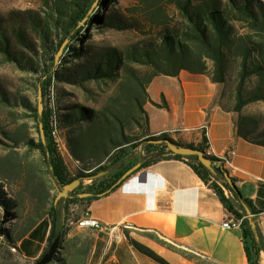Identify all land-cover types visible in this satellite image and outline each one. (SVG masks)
I'll use <instances>...</instances> for the list:
<instances>
[{"label":"trees","instance_id":"trees-1","mask_svg":"<svg viewBox=\"0 0 264 264\" xmlns=\"http://www.w3.org/2000/svg\"><path fill=\"white\" fill-rule=\"evenodd\" d=\"M140 1L142 7L127 14L112 8L110 0H45L40 12L14 11L0 18V57L34 79L24 78L27 89L34 94L41 89L45 106L41 115L38 100L20 93L11 96L0 83V108L6 113L0 121V207L19 221L5 227L0 255L7 251L16 256L11 248L17 249V241L46 217L52 223L50 247L67 233L63 220L70 206L107 193L138 163L143 168L172 157L186 162L228 213L242 220L248 264H260L264 243L255 237L246 212L248 206L257 213L253 202L231 187L217 158L210 156L214 174L197 156L177 155L165 143H149L169 136L151 135L145 106L152 102L148 90L156 77H178L182 71L206 75L224 87L221 106L236 114L238 135L264 146L262 121L244 114L248 105L264 103V0ZM97 2L105 15L91 14ZM93 29L131 32L138 40L121 48L102 46L90 34ZM66 84L86 92L94 85L96 91L110 93L104 100L93 94L94 107L81 102L64 106L58 98L68 95L60 88ZM55 123L76 162L73 168L54 136ZM141 145L146 148L144 160H132ZM187 146L206 152L207 141ZM101 172L106 174L84 185ZM78 179L80 186L56 204L55 191ZM87 193L93 195L80 198ZM134 245L158 263L169 264L150 248Z\"/></svg>","mask_w":264,"mask_h":264},{"label":"crops","instance_id":"crops-1","mask_svg":"<svg viewBox=\"0 0 264 264\" xmlns=\"http://www.w3.org/2000/svg\"><path fill=\"white\" fill-rule=\"evenodd\" d=\"M148 91L152 102L145 109L152 136L181 129L168 136L199 146L207 141L200 129L207 124L209 152L219 156L236 151L232 161L239 171L232 177L244 198L253 202L257 211L252 213L253 219L264 243V146L238 135L236 114L221 106L224 87L206 75L182 71L178 77H156ZM145 155L141 145L132 160H144ZM137 165L139 168L125 178L126 173L107 193L83 201L85 210L80 219L63 220L67 233L52 264H160L140 252L134 242L150 248L169 264H248L242 229L224 228V222L233 216L186 162L171 157L148 167ZM93 180L86 179L84 184ZM139 187L142 192L130 191ZM86 213L104 228L80 227L78 222ZM51 229V220L43 218L17 241V249L12 250L22 264H36L49 251ZM260 264H264V251Z\"/></svg>","mask_w":264,"mask_h":264},{"label":"rangeland","instance_id":"rangeland-1","mask_svg":"<svg viewBox=\"0 0 264 264\" xmlns=\"http://www.w3.org/2000/svg\"><path fill=\"white\" fill-rule=\"evenodd\" d=\"M111 7L114 9L122 10L123 12L130 14L128 12L129 9H138L139 7H142V2L140 0H110ZM45 8V0H0V18L1 17H7L11 12L14 11H27V10H35V11H42V9ZM91 14L95 16L99 15H105V12L102 10V7L99 6V2H97L92 11ZM90 34L93 35V39L99 43V45L102 46H115V47H124L130 42H133L137 39V36L131 32H121L116 30H98L93 29ZM68 43L65 44V47ZM64 52V51H63ZM24 78L26 80H34L31 76L24 75L17 71L12 65L4 63L3 59L0 57V83L1 85L7 90V92L13 96L16 93L24 94L27 96H31L33 101L38 100V94H34L32 90H28L27 86L28 83L24 81ZM60 88L64 92V94H68L64 98H58L60 100V104H63L64 106H70L72 104L83 103L87 106L94 107L96 106L91 99V96L93 94H96L100 100H104L110 92H102L100 90L95 89L94 85H90L88 88L91 91H83L79 87L72 86V85H60ZM228 89V93H229ZM54 95V94H53ZM56 96V94H55ZM54 100V98H53ZM44 102V101H43ZM244 114L254 116L259 118L262 121V128H264V103H254L250 104L244 109ZM6 113L0 108V121L5 118ZM33 124V123H32ZM169 131V130H168ZM159 137V136H156ZM170 138V137H169ZM64 144L65 143V140ZM182 145L181 142H178ZM146 150V148H145ZM62 155L65 159V162L72 167V160L70 158L68 149H61ZM3 153V150L0 148V154ZM85 185V184H84ZM56 194H58V190L55 191ZM84 195V194H82ZM85 206L82 204L78 205H72L70 206L69 211L67 212V219H74L78 220L80 219V216L84 213ZM4 210L0 207V221L4 219ZM13 213H8V218L11 220L10 223H8L7 227L12 228L14 224H18V218L13 217ZM4 240V238L0 237V241ZM14 248H11V250ZM14 253V250H12ZM15 254V253H14ZM16 255V254H15ZM0 260L4 264H22L19 260V258L14 256L12 258L11 255L7 253V251H4L0 255Z\"/></svg>","mask_w":264,"mask_h":264},{"label":"water","instance_id":"water-1","mask_svg":"<svg viewBox=\"0 0 264 264\" xmlns=\"http://www.w3.org/2000/svg\"><path fill=\"white\" fill-rule=\"evenodd\" d=\"M64 46L65 45H63V47L61 48L60 52L58 53V55L56 57L57 63H59L60 58L63 55ZM43 101H44L43 92L40 89L38 92V107H39V113L41 115L44 113V109H45ZM41 133H42L43 140L45 142L46 136H45V131H44L43 125H41ZM148 142L152 143V144H163V143H165V144H167L169 150H171L174 154H177V155L197 156L199 158L200 162L206 168H208L212 173L216 174V169L214 168V163H215L214 160L212 158H210V156H207L206 152H204L200 149L192 148V147H189L187 145H182V144L176 142L175 140H173L172 138L155 139V140H150ZM139 166L140 165H137L135 168L128 171L127 174L125 175V178L128 177L129 175H131L137 168H139ZM223 173L225 175V178L227 179V181L231 185V187L234 190H236L237 186L234 183L233 178L230 176L229 172L226 169H223ZM104 174H105V172H102V173H99L98 175L88 177L87 179L93 180V179L98 178ZM81 181H82L81 179L75 180L71 184L64 186L63 189H59L57 197H56V204L62 198L69 197L70 193L75 191L80 186ZM92 195H93L92 193H87V194H84L83 196H92ZM246 209H247V213L250 217V224L252 227V231H253L255 237L259 240L260 235H259V232L257 229L256 222L253 219V214L250 211V209L248 208V206H246ZM8 223H10V220L8 218V212L5 211L4 219L0 223V237H2V238L4 236L5 227L8 225ZM60 241H61V237H58L50 246L49 251L36 264H52V262L54 261V259H56L57 255L59 253Z\"/></svg>","mask_w":264,"mask_h":264},{"label":"built area","instance_id":"built-area-1","mask_svg":"<svg viewBox=\"0 0 264 264\" xmlns=\"http://www.w3.org/2000/svg\"><path fill=\"white\" fill-rule=\"evenodd\" d=\"M54 125H55L54 136L57 139L59 147H60V149H66V146L63 143H61V138H60V135L58 133L57 124L55 123ZM200 129L205 131V135L207 138L206 155L207 156H213V157L217 158L219 161L217 163L219 165H222L225 169H227L230 176L232 177L233 174H236L239 171V169L234 166L233 161H232V158L236 155V151L230 150L226 154L214 156V154L212 152H209V150H208V148L211 147L210 141L208 139L209 138V126L207 124H205ZM181 131H182L181 129H173V130L166 131L164 133L176 134V133L181 132ZM130 191L131 192H137V193L142 192L140 187L138 189H132ZM78 225L80 227L90 226V228H92V229H99V230H102L104 228V226L97 219L93 218L89 213H86L84 215V217L81 220H79ZM223 226H224V228H241L242 220H235L234 218H232V219L228 218V220L226 222H224Z\"/></svg>","mask_w":264,"mask_h":264},{"label":"bare ground","instance_id":"bare-ground-1","mask_svg":"<svg viewBox=\"0 0 264 264\" xmlns=\"http://www.w3.org/2000/svg\"><path fill=\"white\" fill-rule=\"evenodd\" d=\"M57 124V123H56ZM60 129V128H59ZM62 137V136H61ZM61 143L64 144V141L61 139ZM65 145V144H64ZM83 228H90V226H82ZM128 229H130L131 227L127 226ZM132 229V228H131ZM134 229V228H133Z\"/></svg>","mask_w":264,"mask_h":264},{"label":"clouds","instance_id":"clouds-1","mask_svg":"<svg viewBox=\"0 0 264 264\" xmlns=\"http://www.w3.org/2000/svg\"><path fill=\"white\" fill-rule=\"evenodd\" d=\"M133 179H134V178H133ZM133 179H132V180H133ZM141 184H143V183H141ZM127 185H128V184H125L124 187L127 186ZM125 189H126V188H125Z\"/></svg>","mask_w":264,"mask_h":264}]
</instances>
